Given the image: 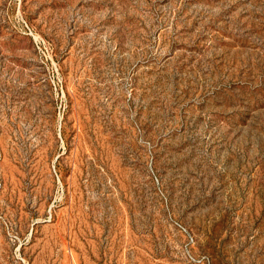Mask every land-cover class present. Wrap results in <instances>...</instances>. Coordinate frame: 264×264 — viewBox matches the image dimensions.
Returning a JSON list of instances; mask_svg holds the SVG:
<instances>
[{
	"label": "rangeland",
	"instance_id": "rangeland-1",
	"mask_svg": "<svg viewBox=\"0 0 264 264\" xmlns=\"http://www.w3.org/2000/svg\"><path fill=\"white\" fill-rule=\"evenodd\" d=\"M0 264H264V0H0Z\"/></svg>",
	"mask_w": 264,
	"mask_h": 264
}]
</instances>
